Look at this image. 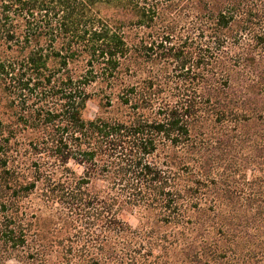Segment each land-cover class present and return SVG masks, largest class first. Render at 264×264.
Segmentation results:
<instances>
[{"label":"trees","instance_id":"1","mask_svg":"<svg viewBox=\"0 0 264 264\" xmlns=\"http://www.w3.org/2000/svg\"><path fill=\"white\" fill-rule=\"evenodd\" d=\"M13 260L264 264V0H0Z\"/></svg>","mask_w":264,"mask_h":264},{"label":"rangeland","instance_id":"2","mask_svg":"<svg viewBox=\"0 0 264 264\" xmlns=\"http://www.w3.org/2000/svg\"><path fill=\"white\" fill-rule=\"evenodd\" d=\"M91 111L93 112V113H95L96 111H97V107L95 106V105H91ZM129 221H130V223L133 225V226H136L137 225V221H136V219L134 218V217H130L129 218ZM10 264H18L16 261H11L10 262Z\"/></svg>","mask_w":264,"mask_h":264}]
</instances>
